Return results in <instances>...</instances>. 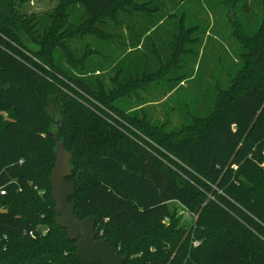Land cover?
Returning <instances> with one entry per match:
<instances>
[{
	"label": "trees",
	"instance_id": "trees-1",
	"mask_svg": "<svg viewBox=\"0 0 264 264\" xmlns=\"http://www.w3.org/2000/svg\"><path fill=\"white\" fill-rule=\"evenodd\" d=\"M12 1L0 0V206L49 202L53 208L44 235L34 214L14 206L0 211V264H88L74 255L75 242L54 221L49 182L54 135L71 154L66 180L75 185L69 199L73 215L94 218L96 238L125 257L124 264H264V83L251 77L232 95L221 93L224 97L175 138L150 132L113 102L139 87L136 76L161 74L181 36L174 52L164 44L153 52V65L137 63L132 54L118 61L113 88L106 91L102 81L90 84L63 68L49 41L34 53L24 48L19 39L25 28ZM64 2L89 21L141 11L133 0ZM261 3L260 26L249 37L256 45L248 54L254 74L264 72ZM141 34L132 31V48ZM67 54L65 63L78 66ZM49 98L66 103L54 135ZM171 203L196 215L184 235L173 228Z\"/></svg>",
	"mask_w": 264,
	"mask_h": 264
},
{
	"label": "rangeland",
	"instance_id": "rangeland-1",
	"mask_svg": "<svg viewBox=\"0 0 264 264\" xmlns=\"http://www.w3.org/2000/svg\"><path fill=\"white\" fill-rule=\"evenodd\" d=\"M261 2L133 0L140 12L117 11L112 17L93 21L81 19V10L73 5L65 6L64 0H30L25 4L13 0L12 10L25 28L19 39L24 48L34 53L49 41L55 45L53 51L61 57L63 68L90 84L102 81L106 91L113 88L112 80L116 76L113 69L118 61L132 54L137 63L153 65L152 54L159 52L163 44L174 52L173 43L181 36L179 50L168 55V65L161 74L132 78L139 87L113 102L125 117L135 118L139 126L150 132L161 130L175 138L200 118V112L210 110L213 103L224 97L221 93L231 91L232 95L239 89L238 85H249L251 77L264 83V72L254 74L248 61L249 51L256 47L251 45L249 37L260 26ZM66 7H69L67 16ZM134 30L142 34L139 45L132 48L130 35ZM69 51L70 61L78 66L65 63ZM169 84L175 87L168 90ZM65 107L63 98L48 99L46 108L53 135L59 130ZM261 167L264 169V163ZM39 194L42 196L41 191ZM10 205L11 209L14 205ZM169 205L176 219L173 223L176 235L191 231L196 215L177 203ZM13 208L25 212L26 216L34 214L35 227L40 234H45L52 204L40 202ZM10 209L0 206L1 212H10Z\"/></svg>",
	"mask_w": 264,
	"mask_h": 264
},
{
	"label": "water",
	"instance_id": "water-1",
	"mask_svg": "<svg viewBox=\"0 0 264 264\" xmlns=\"http://www.w3.org/2000/svg\"><path fill=\"white\" fill-rule=\"evenodd\" d=\"M55 142L54 167L49 178L51 187V199L55 203V223L64 229L67 239L74 241V255L88 264H124L125 257H119L108 245L106 240L97 239L92 217L78 220L73 215L74 204L69 199L74 194L75 185L66 179L71 176L72 168L68 165L71 154L66 151L57 137Z\"/></svg>",
	"mask_w": 264,
	"mask_h": 264
},
{
	"label": "built area",
	"instance_id": "built-area-1",
	"mask_svg": "<svg viewBox=\"0 0 264 264\" xmlns=\"http://www.w3.org/2000/svg\"><path fill=\"white\" fill-rule=\"evenodd\" d=\"M4 192H0V194H3ZM45 232H46V230H45Z\"/></svg>",
	"mask_w": 264,
	"mask_h": 264
}]
</instances>
